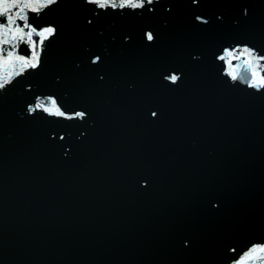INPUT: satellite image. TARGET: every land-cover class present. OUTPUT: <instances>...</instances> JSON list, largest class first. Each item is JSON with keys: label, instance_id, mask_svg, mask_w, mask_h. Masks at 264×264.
I'll return each instance as SVG.
<instances>
[{"label": "water", "instance_id": "95a60500", "mask_svg": "<svg viewBox=\"0 0 264 264\" xmlns=\"http://www.w3.org/2000/svg\"><path fill=\"white\" fill-rule=\"evenodd\" d=\"M45 4L0 45L39 56L0 61V264H264V0Z\"/></svg>", "mask_w": 264, "mask_h": 264}, {"label": "snow or ice", "instance_id": "6c2138e0", "mask_svg": "<svg viewBox=\"0 0 264 264\" xmlns=\"http://www.w3.org/2000/svg\"><path fill=\"white\" fill-rule=\"evenodd\" d=\"M20 2L21 0H0V45H10L12 43V40H18L20 43H28V41L24 39L25 36L28 37V40H31L33 33H36L37 36H43L44 33L51 34L54 32V29L51 27L45 28L42 31L37 32V29L27 22L28 17L25 15H20L19 13H17L15 16L6 15V13H8L11 8L16 7ZM54 2L55 0H46V4L44 6H47L48 4H52ZM90 2L96 3L99 7H105L106 5L110 4V6L113 8L119 6L120 8L131 7L135 9V8L143 7L145 0H121L119 5H117L115 2L110 3V0H90ZM147 3L151 4L152 0H147ZM24 6L29 7L27 2H25ZM31 10L37 11V9L35 8H32ZM21 11H23V9H21ZM18 20L23 23H18ZM25 29H30V30L26 32ZM9 33H11V39L3 38L7 36ZM147 39L152 40L153 35L149 33L147 35ZM35 43L36 42H33L30 45V47L34 48ZM39 43L42 44L43 41L41 40L39 41ZM18 48H19V44L14 45L9 49L0 47V61H10L13 58V53L16 52L17 54L15 59L23 61L24 69H27L29 67L31 68L38 67L39 65L38 53L33 51L31 57L26 59L24 56H20L18 54ZM261 59H264V57H262ZM232 78L236 79L235 76H233ZM168 79H170L172 82H175L178 79V77L176 75H171L170 77H168ZM9 82L10 81L8 80H2V78H0V88H3L5 84ZM261 86H264V78H262L261 80ZM51 105L52 107L50 108L46 106L43 101H38L35 105V108L42 109L43 111L47 112L49 115L65 116V113L61 111L58 107H56V101L54 99L51 100ZM32 110H33L32 108L29 109V111ZM75 115L82 117L84 116V113L78 112L75 113ZM153 115L155 116L156 114L153 113ZM260 250L264 251V248H261ZM237 264H244L243 259L241 261H238Z\"/></svg>", "mask_w": 264, "mask_h": 264}]
</instances>
